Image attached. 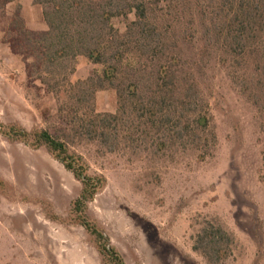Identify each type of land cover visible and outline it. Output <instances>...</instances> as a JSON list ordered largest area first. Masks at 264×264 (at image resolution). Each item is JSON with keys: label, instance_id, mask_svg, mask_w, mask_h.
I'll list each match as a JSON object with an SVG mask.
<instances>
[{"label": "rangeland", "instance_id": "obj_1", "mask_svg": "<svg viewBox=\"0 0 264 264\" xmlns=\"http://www.w3.org/2000/svg\"><path fill=\"white\" fill-rule=\"evenodd\" d=\"M16 1L0 0V126L59 137L53 98L26 78L25 65L4 44ZM20 13L40 28V8ZM93 69L79 60L72 80ZM205 88L215 141L200 150L109 154L83 141L69 146L88 175L105 179L86 216L124 264H206L192 250L202 219L217 220L234 236L225 264H264V77L249 57L236 71L213 64ZM95 103L98 113L116 111L112 92L98 93ZM81 189L46 149L0 135V264H104L72 213Z\"/></svg>", "mask_w": 264, "mask_h": 264}, {"label": "trees", "instance_id": "obj_2", "mask_svg": "<svg viewBox=\"0 0 264 264\" xmlns=\"http://www.w3.org/2000/svg\"><path fill=\"white\" fill-rule=\"evenodd\" d=\"M5 6L15 0H3ZM45 31H31L20 7L8 20L4 44L56 105L61 136L0 126L9 142L44 148L81 186L72 213L104 264H124L107 236L86 216L105 179L88 175L74 140L106 153L200 150L215 141L206 94L213 64L245 67L264 77V0H34ZM132 16L133 19L129 20ZM121 22L123 30L117 28ZM94 67L73 81L78 61ZM112 92L114 114L96 111V95ZM192 250L206 264H225L235 238L214 219L196 222Z\"/></svg>", "mask_w": 264, "mask_h": 264}, {"label": "crops", "instance_id": "obj_3", "mask_svg": "<svg viewBox=\"0 0 264 264\" xmlns=\"http://www.w3.org/2000/svg\"><path fill=\"white\" fill-rule=\"evenodd\" d=\"M16 3L19 5L20 10L22 9V11L25 12H29L33 9V0H17ZM8 6L13 5V2L7 4ZM36 25L40 27L39 29H32L29 27L28 23H26V27L28 29H30L31 31H45L46 27L43 25V23L41 22V20L38 18V21L36 20Z\"/></svg>", "mask_w": 264, "mask_h": 264}]
</instances>
